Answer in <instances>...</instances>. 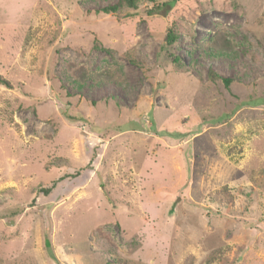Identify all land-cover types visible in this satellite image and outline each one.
I'll return each mask as SVG.
<instances>
[{
	"label": "rangeland",
	"instance_id": "1",
	"mask_svg": "<svg viewBox=\"0 0 264 264\" xmlns=\"http://www.w3.org/2000/svg\"><path fill=\"white\" fill-rule=\"evenodd\" d=\"M115 1L0 0V264H264V0Z\"/></svg>",
	"mask_w": 264,
	"mask_h": 264
},
{
	"label": "trees",
	"instance_id": "2",
	"mask_svg": "<svg viewBox=\"0 0 264 264\" xmlns=\"http://www.w3.org/2000/svg\"><path fill=\"white\" fill-rule=\"evenodd\" d=\"M177 0H116L113 4L108 5V6H104L102 8H100L99 10L105 14H114L117 13L123 9H127V10H135L138 8V6L140 4H149L150 7L147 8L145 7V11L146 13H152L155 9H158L160 7H165L168 5H171L172 3L176 2ZM128 16L132 15V12H127L126 13ZM176 33L174 32V30H172L171 28H168L166 30V38H165V43L166 44H171L175 41L176 39ZM216 48H219L218 46H216ZM209 78L212 80L215 79H219L223 86L228 88L229 84L231 83V79L230 78H226V77H222L219 76L217 73L209 70ZM0 81L2 83L8 84V82L6 80H4L3 78L0 77ZM64 176H61V179ZM42 190H45L42 189ZM221 192L223 193L220 197H218L217 195H213L212 196V201L215 203H224L226 204L225 207H227V204H229L231 202V195L229 193V190L226 186H224L221 189ZM219 192V193H221Z\"/></svg>",
	"mask_w": 264,
	"mask_h": 264
}]
</instances>
